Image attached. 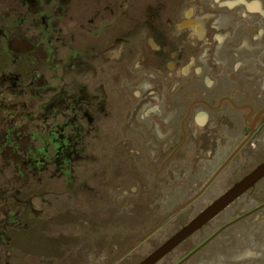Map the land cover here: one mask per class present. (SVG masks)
I'll use <instances>...</instances> for the list:
<instances>
[{
	"label": "flooded vegetation",
	"instance_id": "af4514ba",
	"mask_svg": "<svg viewBox=\"0 0 264 264\" xmlns=\"http://www.w3.org/2000/svg\"><path fill=\"white\" fill-rule=\"evenodd\" d=\"M76 1L0 0L3 90L20 96L28 94L35 103V98L44 100L39 107L43 111L56 109L67 117L72 113L77 120L70 118L64 127L77 123L83 129V122L92 127L99 107L86 85L96 80L94 77L83 82V77L99 74L103 56L110 64L108 94L114 97L118 92L124 96L125 107L130 110L126 124L131 116L140 115L139 132L158 128L165 131L164 138L152 151H149L151 143L138 139L134 133L124 136L126 141H120L133 146L137 166L140 160L139 173L163 174L176 158L197 156L199 164L202 163L199 172L209 178L198 194L182 205L190 206L223 175L250 172L254 157L264 154L259 145L264 143V0H151L145 2L148 5L143 7V20L134 16L132 22L128 19L116 30L114 23L102 24L105 27L82 23V16L77 17L78 22H65L71 20L72 14L77 16ZM98 17L104 19L100 15L95 19ZM98 29L112 31L105 41L108 47L105 53L99 45L90 43L98 37ZM116 61L122 62L121 68L115 69ZM116 72L124 81H119L117 87L113 79ZM46 74H52L59 83L57 102L51 103L52 80ZM35 83L42 93L33 90ZM8 135L0 138V143L11 144L13 135ZM110 137L113 139L106 142L113 153L115 139L114 135ZM9 148L10 145L0 147V156ZM159 160L162 163L157 168L153 162ZM261 182L249 191H254L255 202H259ZM249 192L232 205L243 201ZM262 211L264 202L251 212ZM229 225L221 228L219 225L213 236L197 245L183 260L179 258L170 264L191 260ZM142 241L145 240L135 241L118 259H124ZM178 248L158 264H169L166 260Z\"/></svg>",
	"mask_w": 264,
	"mask_h": 264
},
{
	"label": "rangeland",
	"instance_id": "374dc122",
	"mask_svg": "<svg viewBox=\"0 0 264 264\" xmlns=\"http://www.w3.org/2000/svg\"><path fill=\"white\" fill-rule=\"evenodd\" d=\"M149 1L77 0V16L72 14L71 20L65 22H78L77 17L82 16V23L101 27L114 23L116 30L128 19L132 22L134 16L143 20V7ZM97 13L104 19H95ZM100 29L90 43L99 45L105 53V41L112 31ZM101 58L99 74L83 77V82L94 77L96 80L86 85L99 107L92 127L83 122L80 129L73 119L76 126L64 127L70 118L76 119L72 113L67 117L56 109L43 111L39 107L44 100L35 98L36 104L30 95H16L0 86V138L11 133L14 139L11 144L0 143V147L10 145L0 156V264H138L247 175H223L196 203L182 207L209 178L199 172L202 163L197 156L176 158L163 174L139 173L140 160L137 166L133 146L120 141L134 133L138 139L150 142L152 151L165 131L158 128L139 132L140 115L131 116L126 124L130 110L125 107L124 96L118 92L114 97L108 94L110 64ZM114 64L115 69L123 65L117 61ZM46 77L52 80L51 103L57 102L59 83L52 74ZM113 79L116 87L119 81L124 83L117 72ZM33 90L43 92L36 83ZM113 135L112 153L106 140H112ZM259 145L264 148V143ZM263 161L264 154L254 157L250 172ZM161 163L153 162L157 168ZM258 190L259 202H255L254 191L249 192L166 261L170 264L183 260L229 223L208 246L183 264H264V211L251 212L264 202V180ZM240 217L239 222H233ZM166 218L164 226L153 231ZM143 236H147L145 241L124 259H118Z\"/></svg>",
	"mask_w": 264,
	"mask_h": 264
},
{
	"label": "water",
	"instance_id": "95a60500",
	"mask_svg": "<svg viewBox=\"0 0 264 264\" xmlns=\"http://www.w3.org/2000/svg\"><path fill=\"white\" fill-rule=\"evenodd\" d=\"M264 179V161L260 163L253 171L247 174L243 179L235 183L227 192L216 199L212 204L205 208L201 213L191 219L184 227L167 239L157 249L152 251L138 264H158L180 245L185 243L190 237L202 230L208 223L212 222L216 217L229 208L236 200L244 194L253 189L258 183ZM184 207V206H182ZM181 208L176 209L173 214L180 211ZM164 219L154 230L159 228L167 219ZM149 235V234H148ZM143 236L140 240L145 239Z\"/></svg>",
	"mask_w": 264,
	"mask_h": 264
}]
</instances>
